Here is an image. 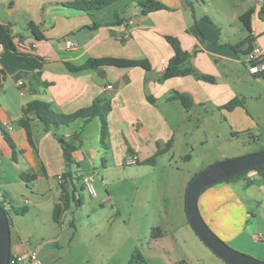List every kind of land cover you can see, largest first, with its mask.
Returning a JSON list of instances; mask_svg holds the SVG:
<instances>
[{
	"label": "crops",
	"instance_id": "1",
	"mask_svg": "<svg viewBox=\"0 0 264 264\" xmlns=\"http://www.w3.org/2000/svg\"><path fill=\"white\" fill-rule=\"evenodd\" d=\"M68 1L75 0H0V22L12 26L17 35L15 42L23 51L43 59L38 69L11 50L4 48L1 52L4 72L0 77V122L14 140L16 152L0 127V173L5 178V190L18 189L22 200L33 206L26 205L23 207L26 211H21L23 208L10 202L16 216L21 212L34 215V224L41 228L40 233L50 235L32 246L27 230L20 228L10 216L12 252H24L28 245L36 247L44 264L56 262L60 254L58 242L68 229L65 213L62 223L53 217L65 172H79V184L74 179L78 187L86 173L100 165L105 173L121 167L131 154L137 155L138 165L152 168L167 153L171 154L170 163L176 162L179 137L188 148L196 138L202 143L203 135L207 137L221 127L241 135L264 136V75L250 73L247 54L233 48L247 36L240 16L250 8L255 9L254 44L264 45V20L260 16L264 0L261 4L256 0L253 3L249 0H160L168 8L149 12L142 11L140 0H117L95 10L66 6ZM117 12L119 20L113 22ZM31 22L40 27L45 39L36 38L29 28ZM167 35L178 37L183 48L192 53L184 67L192 66L197 73L212 76L213 80L194 74L161 80L174 55ZM68 39L77 42V46H67ZM91 57L147 59L151 68L103 65L70 71L67 67V63L80 65ZM161 59H165L164 64ZM177 92L191 97L193 103L189 108L179 98H173ZM100 97H108L112 103L108 113V148L101 145L98 117L88 124L78 119L59 130L66 138L80 133L78 147L73 152L77 166L67 163L57 136L52 130H46L40 120L29 115L35 146L30 144L27 130L19 122L26 104L34 99L51 103L57 111L72 113L91 106ZM235 97L244 102L232 110L222 108ZM92 122L97 127L94 144L88 142ZM156 154H159L156 165L140 164ZM190 160L188 155L185 162ZM22 172L35 174L36 178L25 181ZM60 173L62 182L57 178ZM91 174L98 192L93 197L102 201L112 199L104 176ZM189 175L190 171L183 174L177 195L183 223L190 222L186 208L187 188L192 179ZM68 185L72 190L74 184ZM200 196L201 214L222 238L245 247L264 242L257 239L264 230V178L257 171L251 170L230 182L213 184ZM167 213L164 207L165 226L171 232L175 228H171Z\"/></svg>",
	"mask_w": 264,
	"mask_h": 264
},
{
	"label": "rangeland",
	"instance_id": "2",
	"mask_svg": "<svg viewBox=\"0 0 264 264\" xmlns=\"http://www.w3.org/2000/svg\"><path fill=\"white\" fill-rule=\"evenodd\" d=\"M89 133L88 142L94 144L95 122L89 126ZM239 134L221 127L207 137L203 135L202 143L193 139L188 148L179 137L176 162L170 163L171 154L167 153L153 168L124 163L106 173L101 165L93 169L91 173L104 176L112 199L102 201L78 185L77 197L81 196L82 204L73 203L65 212L68 229L58 242L60 254L54 264H229L202 241L190 222H182L177 195L184 173L190 171L192 178L217 162L264 150L261 134L259 137ZM188 155L191 160L185 162ZM43 183L49 186L47 181ZM4 184L5 178L0 173V203L7 208L9 218L13 217L20 228L27 230L32 246L47 240L50 235L40 233L41 228L34 224V215L21 212L16 216L9 203L17 208L26 205L33 208L32 204L22 200L18 189L5 190ZM103 191L107 194V190ZM164 207L171 228H175L171 232L165 226ZM225 241L243 253L264 260V242L245 247L235 241Z\"/></svg>",
	"mask_w": 264,
	"mask_h": 264
},
{
	"label": "trees",
	"instance_id": "3",
	"mask_svg": "<svg viewBox=\"0 0 264 264\" xmlns=\"http://www.w3.org/2000/svg\"><path fill=\"white\" fill-rule=\"evenodd\" d=\"M115 1L117 0H75V1H68L65 3V5L81 10H95V9H101L109 4H112ZM138 4L142 8L143 12L168 8L167 5H165L160 0H140L138 1ZM254 12L255 9L250 8L240 16L244 28L247 31V36L239 43L233 45V48L235 50L241 51L244 54H248L255 45L254 44L255 36L253 33V26H252V19ZM260 16L264 20V7L260 11ZM118 17H119V13L117 12L113 22L114 21L118 22L119 20ZM29 28L31 29V31L38 40H43L46 38L44 32L34 22H31L29 24ZM16 36L17 35L13 33V29L11 25L3 24L0 22V44H2L6 50L13 51L16 56L29 62L34 68H38V69L41 68L43 65V59H41L39 56L35 54L23 51L19 47V45L15 42ZM166 38L174 49V55L170 59L168 66L164 70L161 80H166L171 77L188 75V74H194L199 76L200 78L207 79L209 81L213 80L212 76L204 75V74L202 75L197 73L196 69L192 66L184 67V64L189 60L192 53L183 48L181 41L178 37L167 35ZM245 45H247V48L243 50L242 47ZM103 65H115L122 67L142 66L146 69L151 68V64L147 59H128V58H120V57H101V58L91 57L86 62L80 65L67 63V67L69 68L70 71H79L86 68H98ZM261 74L264 75V72ZM173 98H179L186 108H189L193 103L191 97L184 93L177 92L173 96ZM243 102L244 101L242 99L235 97L226 104H224L222 108L232 110L233 108L242 104ZM111 109H112V103L110 98L108 97L97 98L91 106L81 108L72 113H64L57 111L55 108H53L51 103L40 99H34L26 104L24 108L25 114L20 119L19 122L21 125H23L26 128L30 144L35 146L33 139V132L31 128V118L29 115L32 114L36 119L40 120L44 124L46 130H52L54 135L57 136L58 140L61 143L63 149V155L67 163L69 165L76 164L77 166L78 163L73 156V152L78 147L77 139L78 137H80V133L75 134L73 137L66 138L64 134L59 133V130L61 128L70 126L78 119H84L85 123L88 124L91 120L98 117L101 123V127H100L101 145L104 148H108L110 131H109V122L107 117ZM0 127L2 129L5 139L13 147L14 149L13 152L15 153L16 144L14 140L12 139L7 129L1 122H0ZM167 148L168 147H166L163 150H166ZM158 157L159 154L153 155L151 157L142 160L140 164L156 165L158 162ZM251 170L257 171L258 174H260L264 178V165H260ZM251 170H247L242 173L233 175L224 180H220L217 183L222 181H229V182L233 181L235 179L244 176L246 173H248ZM21 177L25 181H30L32 179H35L36 175L35 174L30 175L28 173L22 172ZM74 179L78 180V184H79L81 175H79L78 171L73 172L69 170L64 173V181L61 184L60 201L55 204L53 210L54 219L60 223H62V218L64 213L71 208L73 203H76L78 205L81 203V197L80 196L77 197L78 187ZM68 183L74 184L72 190L70 189ZM81 187L83 188V185H81ZM16 211L19 212L20 210H16ZM22 211H26V209L23 208Z\"/></svg>",
	"mask_w": 264,
	"mask_h": 264
},
{
	"label": "water",
	"instance_id": "4",
	"mask_svg": "<svg viewBox=\"0 0 264 264\" xmlns=\"http://www.w3.org/2000/svg\"><path fill=\"white\" fill-rule=\"evenodd\" d=\"M102 71L101 75L105 73ZM264 165V150L217 162L196 174L188 184L186 208L189 221L202 241L229 264H264V260L243 253L223 240L205 221L199 208V197L209 186L233 175ZM11 224L7 209L0 203V264H9Z\"/></svg>",
	"mask_w": 264,
	"mask_h": 264
},
{
	"label": "built area",
	"instance_id": "5",
	"mask_svg": "<svg viewBox=\"0 0 264 264\" xmlns=\"http://www.w3.org/2000/svg\"><path fill=\"white\" fill-rule=\"evenodd\" d=\"M257 4H261L263 0H256ZM67 46L75 47L77 42L68 39L66 41ZM4 46L0 44V57ZM162 64L165 63V59H161ZM247 66L248 70L252 74H261L264 72V45L255 44L252 50L247 54ZM3 65L0 60V77H3ZM108 88H112V85H108ZM138 163V157L135 154L129 155L126 160V165H134ZM59 182L63 181V174L60 173L57 176ZM83 188L92 196L98 194L97 188L94 181V175L86 173L82 178ZM258 240L264 239V234L259 233L257 236ZM9 264H44L43 258L40 255L39 249L36 247L27 246L24 252H12Z\"/></svg>",
	"mask_w": 264,
	"mask_h": 264
}]
</instances>
